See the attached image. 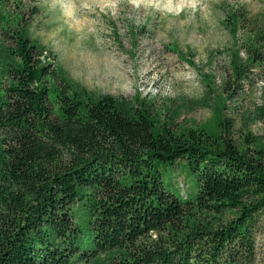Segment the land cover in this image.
Returning <instances> with one entry per match:
<instances>
[{
    "label": "trees",
    "instance_id": "trees-1",
    "mask_svg": "<svg viewBox=\"0 0 264 264\" xmlns=\"http://www.w3.org/2000/svg\"><path fill=\"white\" fill-rule=\"evenodd\" d=\"M26 11L0 0V264H256L264 137L237 134L226 100L181 126L144 101L86 95ZM229 17L248 29L247 65L264 67V23ZM251 67L234 60L227 100ZM181 161L185 195L162 171Z\"/></svg>",
    "mask_w": 264,
    "mask_h": 264
},
{
    "label": "rangeland",
    "instance_id": "rangeland-1",
    "mask_svg": "<svg viewBox=\"0 0 264 264\" xmlns=\"http://www.w3.org/2000/svg\"><path fill=\"white\" fill-rule=\"evenodd\" d=\"M19 1L26 12L39 9L26 14L31 36L57 54L64 78L86 95L144 101L181 126L208 121L226 100L222 112L235 118L237 134L264 137V67L247 65L248 29L234 34L228 27L229 13L242 9L251 24L264 23V0ZM234 60L252 68L254 81L227 100ZM183 165L162 171L185 195L194 176ZM256 264H264V228Z\"/></svg>",
    "mask_w": 264,
    "mask_h": 264
}]
</instances>
